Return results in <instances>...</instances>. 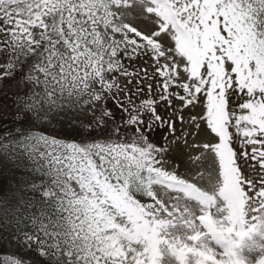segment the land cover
Returning a JSON list of instances; mask_svg holds the SVG:
<instances>
[{
  "label": "snow or ice",
  "instance_id": "snow-or-ice-1",
  "mask_svg": "<svg viewBox=\"0 0 264 264\" xmlns=\"http://www.w3.org/2000/svg\"><path fill=\"white\" fill-rule=\"evenodd\" d=\"M2 264H264V0H0Z\"/></svg>",
  "mask_w": 264,
  "mask_h": 264
},
{
  "label": "trees",
  "instance_id": "trees-1",
  "mask_svg": "<svg viewBox=\"0 0 264 264\" xmlns=\"http://www.w3.org/2000/svg\"><path fill=\"white\" fill-rule=\"evenodd\" d=\"M7 254L3 249H0V264H2L3 257Z\"/></svg>",
  "mask_w": 264,
  "mask_h": 264
},
{
  "label": "rangeland",
  "instance_id": "rangeland-1",
  "mask_svg": "<svg viewBox=\"0 0 264 264\" xmlns=\"http://www.w3.org/2000/svg\"><path fill=\"white\" fill-rule=\"evenodd\" d=\"M7 255H10V253H8ZM7 255H5V256H7ZM5 256H4V257H5ZM4 257H3V258H4Z\"/></svg>",
  "mask_w": 264,
  "mask_h": 264
}]
</instances>
